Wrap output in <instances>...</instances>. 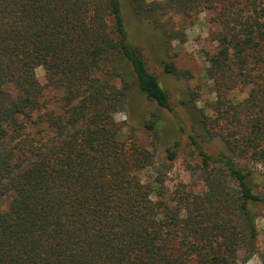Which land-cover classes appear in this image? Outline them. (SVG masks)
<instances>
[{"label": "trees", "instance_id": "1", "mask_svg": "<svg viewBox=\"0 0 264 264\" xmlns=\"http://www.w3.org/2000/svg\"><path fill=\"white\" fill-rule=\"evenodd\" d=\"M202 10L220 26L202 51L215 116L190 107L198 91L180 100L191 120L198 113L189 128L177 122L198 162L189 183L168 186L179 142L155 161L158 113L126 130L114 118L133 89L174 111L129 18L169 43L184 32L165 18ZM161 63L176 78L187 73ZM46 87L57 91L51 101ZM215 138L223 149L210 153L204 143ZM258 165L264 0H0V264H243L255 252L264 264Z\"/></svg>", "mask_w": 264, "mask_h": 264}, {"label": "rangeland", "instance_id": "2", "mask_svg": "<svg viewBox=\"0 0 264 264\" xmlns=\"http://www.w3.org/2000/svg\"><path fill=\"white\" fill-rule=\"evenodd\" d=\"M168 17L165 18L167 28L184 32L183 41L172 40L168 43L160 31L153 29L145 22L136 20L131 14L129 27L134 32L136 43L141 48L148 70L156 75L162 87L168 92L174 109L173 113L158 110L157 106L146 100L137 89H133L123 109L116 113L114 118L121 123L122 130H126L128 126L138 125V120L147 117L149 112L158 113L159 137L156 141L155 161L157 163L164 161L165 147L171 146L175 141L179 142L177 157L169 165L166 174V183L172 186L180 181L189 183L193 179V167L198 162V159L190 154L187 139L177 127V122L180 121L189 128L190 124L197 119L198 113L193 115L191 120L185 110V104L183 105L180 100L188 98L189 91H198L196 100L190 103V107L194 104L197 108L204 107L203 110L208 115L215 116L210 107L214 102V93L211 92L204 76L206 63L202 51L214 49L212 32L218 30L220 26L214 21V13L207 10L187 18L178 14H171ZM162 59L173 60L178 69L187 73L180 78L165 73ZM35 74L40 83L45 84L44 71L41 67L35 69ZM45 93L46 98L51 101L56 97L57 91L46 87ZM242 96H245V92ZM135 138L139 144L150 147L151 137L146 138L142 130H135ZM204 146L210 153H218L223 149L221 141L216 138L204 143ZM252 170L255 172L254 182L257 190L264 195V165H258ZM254 211L257 231L255 243L258 250H261L264 248V204H257ZM243 264H260L258 252L251 255Z\"/></svg>", "mask_w": 264, "mask_h": 264}]
</instances>
